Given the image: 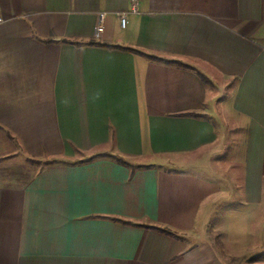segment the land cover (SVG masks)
Here are the masks:
<instances>
[{
    "label": "crops",
    "instance_id": "obj_1",
    "mask_svg": "<svg viewBox=\"0 0 264 264\" xmlns=\"http://www.w3.org/2000/svg\"><path fill=\"white\" fill-rule=\"evenodd\" d=\"M135 7L0 0V264H264V0Z\"/></svg>",
    "mask_w": 264,
    "mask_h": 264
},
{
    "label": "trees",
    "instance_id": "obj_2",
    "mask_svg": "<svg viewBox=\"0 0 264 264\" xmlns=\"http://www.w3.org/2000/svg\"><path fill=\"white\" fill-rule=\"evenodd\" d=\"M146 57H148L150 60L158 61V62L167 64V65H175V66H179V67H183V68L192 69V68L187 67L186 65H183L182 63H179V62H176V61H167V60H162V59H158V58H154V57H150V56H146ZM192 70H194V69H192ZM196 74L198 75V77L200 78V80L202 81L203 84H205V85L211 84V82L209 81V79H207L203 74H201V73H199L197 71H196ZM153 229H155L156 231H158L160 233H163V234L173 235L172 232H170L168 230H165V229H160V228H155V227H153ZM261 257H262L261 255L255 256L253 258V260H258Z\"/></svg>",
    "mask_w": 264,
    "mask_h": 264
},
{
    "label": "rangeland",
    "instance_id": "obj_3",
    "mask_svg": "<svg viewBox=\"0 0 264 264\" xmlns=\"http://www.w3.org/2000/svg\"><path fill=\"white\" fill-rule=\"evenodd\" d=\"M225 205V204H224ZM226 206V205H225ZM215 220H216V217H211L210 218V221H209V223H208V230H206L204 233H205V235H206V239L208 240V242H214L215 240H218L220 237H221V235H217L219 232H215L214 231V228H215ZM211 226V227H210ZM237 235V237H238V234H236ZM243 235H245V236H243ZM249 235H250V232L249 231H245V232H243V234H242V232H241V234H240V236H241V240L242 241H247V242H250L251 240H250V237H249ZM253 241V240H252ZM256 256V255H255ZM254 257V256H253Z\"/></svg>",
    "mask_w": 264,
    "mask_h": 264
},
{
    "label": "built area",
    "instance_id": "obj_4",
    "mask_svg": "<svg viewBox=\"0 0 264 264\" xmlns=\"http://www.w3.org/2000/svg\"><path fill=\"white\" fill-rule=\"evenodd\" d=\"M131 1V8L130 10L135 13L136 12V7H135V3L137 0H130ZM104 17H105V14L104 13H100L98 15V23H97V26H96V34L99 35L102 33L103 31V27H102V22L104 20ZM127 17L128 15L126 13H122V14H119L118 15V20H119V28L120 29H124L127 25Z\"/></svg>",
    "mask_w": 264,
    "mask_h": 264
}]
</instances>
